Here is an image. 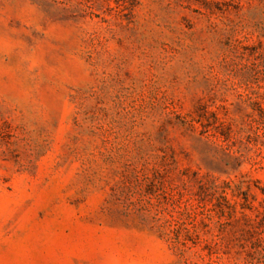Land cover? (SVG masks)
Instances as JSON below:
<instances>
[{"label": "rangeland", "instance_id": "obj_1", "mask_svg": "<svg viewBox=\"0 0 264 264\" xmlns=\"http://www.w3.org/2000/svg\"><path fill=\"white\" fill-rule=\"evenodd\" d=\"M0 264H264V0H0Z\"/></svg>", "mask_w": 264, "mask_h": 264}]
</instances>
